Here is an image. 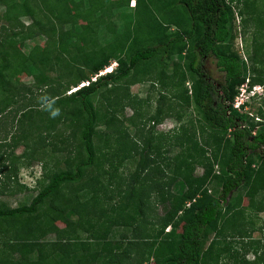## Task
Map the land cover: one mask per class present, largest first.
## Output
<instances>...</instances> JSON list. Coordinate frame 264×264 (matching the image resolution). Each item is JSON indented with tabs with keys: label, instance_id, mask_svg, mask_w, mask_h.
I'll list each match as a JSON object with an SVG mask.
<instances>
[{
	"label": "trees",
	"instance_id": "1",
	"mask_svg": "<svg viewBox=\"0 0 264 264\" xmlns=\"http://www.w3.org/2000/svg\"><path fill=\"white\" fill-rule=\"evenodd\" d=\"M129 1L0 0L8 15L7 26H0V116L12 114V142L6 145L22 147L13 160L22 164L28 152L24 166H29L35 153L29 149L32 137L56 138L53 143L45 140L53 151L77 141L64 170L37 177L28 204L11 208L0 199V245L6 251L0 253V264H113L126 256L130 264L150 257L154 264H264L260 240L243 242L251 230L245 229V214L264 211V128L253 131L264 122V113L258 109L259 121H253L232 108L238 86L245 80L262 82L261 77H245L230 48L234 16L250 14L253 5L244 0H134L130 19L118 32L105 18L117 8H129ZM34 9L43 22L33 23ZM27 16L33 20L23 26L19 20ZM100 26L111 36L102 44L96 40ZM36 35L46 37V50L26 43L23 53L18 44ZM262 49L254 45L253 52ZM172 55L180 56L183 65L168 61ZM208 56L222 74L218 86L200 69ZM110 60L116 67L100 75ZM57 68L61 72L54 79L45 74ZM13 72L31 77L34 88L13 83ZM142 82L157 88V98L153 112L137 123L128 89ZM167 89L174 92L168 99ZM94 95L99 98L92 106ZM24 99L27 104L15 106ZM126 104L133 110L126 119L131 135L118 117L117 106ZM189 107L197 115L194 119ZM186 113L185 127L165 137L154 133L165 117L178 122ZM98 127L103 128L97 138L104 136V145H94ZM110 135H115L117 148L105 155L102 149ZM256 148L260 159L253 166ZM11 154L0 151V173L5 170L0 195L17 174ZM123 163L132 164V171L117 174L115 167ZM197 167L202 171L194 176ZM176 182L183 186L178 194L171 191ZM63 190L67 194L59 200ZM237 190L242 194L229 201ZM158 206L164 207L161 215L153 213ZM57 222L66 227L59 228ZM142 227L149 231L141 232ZM113 229L129 235L120 234L119 241L110 243ZM48 235L52 241L44 240ZM124 239H129L126 245ZM145 240L149 243L143 246ZM61 242L68 246V257L54 247ZM247 253L252 261L244 259Z\"/></svg>",
	"mask_w": 264,
	"mask_h": 264
},
{
	"label": "rangeland",
	"instance_id": "2",
	"mask_svg": "<svg viewBox=\"0 0 264 264\" xmlns=\"http://www.w3.org/2000/svg\"><path fill=\"white\" fill-rule=\"evenodd\" d=\"M75 2L78 0H74ZM245 5H253L249 11H251L250 14H244V16H239L235 15L233 18L232 22V40L230 44L231 50L236 53L239 61L242 63V66L244 68L245 72V77L247 79H255V81L261 77L262 82H253L252 80L249 81V84L246 82V80L243 82L245 85L244 90L248 88V91L253 93L252 97H249L247 94V91L244 92V96L246 95V98L242 97L240 101H242V108L239 106L238 113L241 115H245L248 117L253 118V121H259L256 120V118H259L257 110L261 108L262 113H264V0H244ZM73 3H70L72 5ZM129 7V5H128ZM132 10L130 8H117L112 12V16L109 18H105V22H110V24H114L116 30L119 32L122 28V25L124 21H126L129 18V14H131ZM116 14V16H115ZM34 22L33 23H38V22H43L44 20L42 19V16H40L39 12H37L34 9ZM7 9L5 6H0V26H7V22L5 19H7ZM259 17L257 18L258 20H255L254 17ZM32 17L27 16V17H22L20 18V23L25 26L31 23ZM66 21L63 20V29L67 30L69 28L68 24L65 23ZM145 29V28H143ZM144 31V30H143ZM242 31L244 34H242ZM144 33V32H143ZM96 40H98L99 43H105L111 40V36L104 31V27L100 26L98 28V32L96 34ZM44 41H46L45 36H40L36 35L31 41H26L18 44V48L24 53L25 49L29 47L30 44H39L41 49L43 51L46 50V46H44ZM27 43V46H25ZM259 47H262L263 49L254 53L253 52V47L254 45ZM262 45V46H260ZM49 51V50H48ZM80 52V51H79ZM171 59H168V61H173L174 64H178L179 66L183 65V60L180 58V56L177 55H172L170 56ZM116 67V64L113 60L109 61L108 68L109 72L113 71L114 68ZM252 68L255 70L252 72ZM172 67L170 66L168 68V73ZM200 69L202 72L206 73L207 76H209L210 79H212V82L215 85H219V83L222 81V74L218 72L215 68L214 65V60L212 57H205L200 61ZM65 70V69H63ZM61 72V68H57L55 71L52 72H45L50 78H55L57 74ZM103 73L100 75L106 74L104 73V69L102 70ZM108 72V73H109ZM98 75V74H97ZM10 78L13 83L15 84H20L23 85L24 87H30L34 88V80L31 79V77L26 76L22 72H13L10 74ZM95 77L91 76V79L93 80ZM187 80V85L186 87L190 86V80L189 78ZM259 80V79H258ZM63 81V80H62ZM83 84V83H82ZM82 84H78V86H81ZM85 84V83H84ZM216 87V86H215ZM74 88H70L65 94H68L70 90H73ZM156 89L157 88H149V83L148 82H142L139 84H134L129 87L128 89V95L130 96V100L128 103L134 102L133 104L136 113L134 115L135 120L137 123H141V118H145L146 116L150 115L153 112L155 102L154 100L157 98L156 94ZM35 91L38 89H34ZM178 91L179 88H176ZM175 90V91H176ZM172 90L167 89L164 91L166 98L168 99L169 96H171ZM40 97V96H39ZM132 97V98H131ZM98 96L94 95L89 99V102L92 106L97 104L98 101ZM27 99H24V101L21 102H16L15 106H21L23 104H27L26 102ZM33 101H36V99H33ZM239 101V100H238ZM138 102V103H136ZM101 103H103L101 101ZM167 102H165L166 104ZM120 105V104H119ZM118 105V106H119ZM117 106V110H119L121 113L118 114V117L123 119L124 125L123 127L128 131V133L131 135L133 132V128L130 126V124L126 121L127 118H129L132 115V108L130 106L124 105L120 108V106ZM189 113H191V118L194 119L197 117V115L194 112V109L192 107H189L188 109ZM12 114H4L0 116V138L5 136V133H8L5 140L4 147L0 149V151H5L6 154H9L12 152V161L14 166L17 167V174L13 176V180H10L6 182V190L5 192L0 195L1 201L5 202L9 207L14 208L20 205H26L30 202L31 198L35 195L36 193V188L34 187V181L41 177L42 173L44 174H49L52 172L54 169L56 170H64L65 169V163L64 160L66 157H69L72 159V156L76 153V150L74 149L73 145L74 143L76 144L77 141L72 142L71 146L68 149L62 148L60 151H53L51 146H47L45 140L50 142H55L56 138L52 139L51 137L48 138L46 135L41 136V140H37L35 137H32V142H30V150L35 149V153L31 156L32 157V162L29 164V166H24L27 164V160L30 156H28V152L26 154V157L21 160L22 164H19V162H15L13 160L14 157H18L22 151V147L20 145L15 146V148H11L10 146H7L12 142L11 139L8 137L10 136V132L12 131L11 126L12 122L10 117ZM189 119L188 113H186L180 121H175L174 118L171 117H165L158 125H156L153 128L154 133L156 134H161L164 137L171 135L173 132H175L179 126L181 125H186V121ZM254 128V133L258 131L259 129L264 128V122H260ZM96 135L94 136V145L99 144V141H101V145H104V136L97 138L98 135H103V128L98 127L95 130ZM112 137L114 138L115 135L109 136L107 139V144L105 148L102 149V152L105 153V155L112 154L115 152L117 145L112 143ZM166 140V139H164ZM7 144V145H6ZM35 147V148H34ZM104 147V146H103ZM173 150V149H172ZM174 152V151H173ZM173 152H169L168 155H171ZM254 156H253V166H256L259 163L260 159V149L256 148L254 151ZM28 156V157H27ZM115 165L116 161L114 159ZM113 162V163H114ZM107 168V167H105ZM109 169V167H108ZM133 169L132 164L130 163H123V165L119 167H115V170L117 174H123L126 175L129 172H131ZM202 169L197 167L194 169L193 175L198 176L201 174ZM111 172L116 175V172L114 170H111ZM4 172L0 173V181L1 178L3 179V174ZM38 177V178H37ZM6 180H4L5 182ZM23 186L26 189H22L19 186ZM208 189L211 190L210 187ZM172 193L178 194L183 191V186L181 185L180 182L174 183V185L171 188ZM67 194L66 190H63V193L61 192L58 196L59 200H61L64 195ZM237 194H242L241 191L237 190L234 191L233 193L231 192L228 200L233 201ZM254 199L253 201H255ZM116 199L114 200V202ZM250 201V200H249ZM251 200V202H253ZM55 202V200H54ZM58 202V201H56ZM113 202V200H112ZM46 205H48V202H46ZM164 212V207L163 206H158L155 211H153L154 214L161 215ZM148 218L144 219L145 224L147 225L150 220V216L147 215ZM74 218V217H72ZM245 218H247L248 222H244L245 224V229L249 230V234L247 237L243 238V242L246 243L248 241H259L261 249L259 252H261L264 248V238H262L264 234V211L263 212H247L245 214ZM248 223V224H247ZM152 225V224H151ZM56 226L59 228H64L66 227L65 222H57ZM146 227V226H145ZM145 227L140 228L141 232L143 231H149L148 229L145 230ZM181 227V224H177L176 228L179 230ZM148 228V226L146 227ZM166 231V229H165ZM146 233V232H145ZM129 235V232L126 233V231L119 229L115 230L113 229L111 232V235L108 237V241L110 243H114L115 241H119L121 239V235ZM53 236L48 235L45 237V241H52ZM127 241L129 239H124L122 241L123 244H127ZM144 243H149V241L145 240L143 242V246H145ZM140 246V245H139ZM55 249L61 253L62 256L68 257L69 254L67 253L68 246L66 245V242H61V243H55ZM99 247V246H98ZM141 248V247H140ZM69 250V249H68ZM94 249L92 248V251ZM6 253V251H3V248L0 245V253ZM1 253V254H2ZM136 254H131L130 257H135ZM16 255L13 256L15 258ZM130 258L122 257L120 260L117 262H114L113 264H130L128 262ZM246 261H252L253 255L251 253H247L245 258ZM142 264H154V260L152 257L148 260H143Z\"/></svg>",
	"mask_w": 264,
	"mask_h": 264
},
{
	"label": "built area",
	"instance_id": "3",
	"mask_svg": "<svg viewBox=\"0 0 264 264\" xmlns=\"http://www.w3.org/2000/svg\"><path fill=\"white\" fill-rule=\"evenodd\" d=\"M134 5V2L133 1H131L130 2V6H133ZM106 69H104V71H105ZM102 72H100V74H101ZM244 83L243 84H241L240 86H238V88H237V91H238V93H237V95L234 97V99H233V102H232V108H234V109H236V110H238L239 109V106L242 104V101H240V99L242 98V97H244V98H246V95L244 96V92H245V90H244V88H242V87H244ZM239 100V101H238Z\"/></svg>",
	"mask_w": 264,
	"mask_h": 264
},
{
	"label": "clouds",
	"instance_id": "4",
	"mask_svg": "<svg viewBox=\"0 0 264 264\" xmlns=\"http://www.w3.org/2000/svg\"><path fill=\"white\" fill-rule=\"evenodd\" d=\"M130 2H131V1H129V4H128L129 6H130ZM133 2H134V1H133ZM133 6H134V5H133ZM133 6H130V7H133ZM105 69H106V68H105ZM101 72H102V71H101ZM81 84H82V83H81ZM242 84H243V83H242ZM82 85H83V84H82ZM82 85H81V86H82ZM245 91H247V94H248L249 97H252V96H253V93L250 92V91H248V88H247Z\"/></svg>",
	"mask_w": 264,
	"mask_h": 264
},
{
	"label": "bare ground",
	"instance_id": "5",
	"mask_svg": "<svg viewBox=\"0 0 264 264\" xmlns=\"http://www.w3.org/2000/svg\"><path fill=\"white\" fill-rule=\"evenodd\" d=\"M109 72V69L108 68H106V70L104 71V73H108ZM103 73V72H102Z\"/></svg>",
	"mask_w": 264,
	"mask_h": 264
},
{
	"label": "crops",
	"instance_id": "6",
	"mask_svg": "<svg viewBox=\"0 0 264 264\" xmlns=\"http://www.w3.org/2000/svg\"><path fill=\"white\" fill-rule=\"evenodd\" d=\"M130 1H134V0H130ZM134 4H135V1H134ZM129 8L132 9L133 7H130V6H129Z\"/></svg>",
	"mask_w": 264,
	"mask_h": 264
}]
</instances>
